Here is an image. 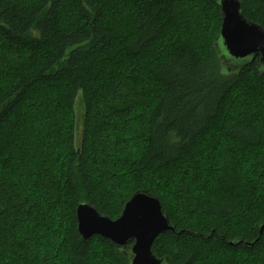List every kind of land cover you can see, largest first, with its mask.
I'll use <instances>...</instances> for the list:
<instances>
[{
    "label": "trees",
    "instance_id": "16d2710c",
    "mask_svg": "<svg viewBox=\"0 0 264 264\" xmlns=\"http://www.w3.org/2000/svg\"><path fill=\"white\" fill-rule=\"evenodd\" d=\"M240 2L264 27V0ZM221 23L216 0H0V264H95L101 246L106 264H129L109 239L81 237L76 209L117 218L140 189L176 229L157 257L264 264V74L222 72ZM120 163L151 184L124 190Z\"/></svg>",
    "mask_w": 264,
    "mask_h": 264
},
{
    "label": "water",
    "instance_id": "95a60500",
    "mask_svg": "<svg viewBox=\"0 0 264 264\" xmlns=\"http://www.w3.org/2000/svg\"><path fill=\"white\" fill-rule=\"evenodd\" d=\"M216 2L222 23L214 46L222 72L238 73L245 66L257 62L258 70L264 74V27L244 15L240 0ZM76 216L77 230L84 240L95 235L109 239L129 258V264L170 263L169 257H157L152 246L159 235L176 229L164 211L160 198L149 190H137L126 201L117 218L102 214L88 201L78 204ZM263 228L264 225L261 232Z\"/></svg>",
    "mask_w": 264,
    "mask_h": 264
},
{
    "label": "rangeland",
    "instance_id": "374dc122",
    "mask_svg": "<svg viewBox=\"0 0 264 264\" xmlns=\"http://www.w3.org/2000/svg\"><path fill=\"white\" fill-rule=\"evenodd\" d=\"M207 15H208L207 18H210L209 10H207ZM210 23H212V22H209L208 24H210ZM248 91H249V95H253V90L251 92V89H248ZM258 103H260V102H258ZM60 115H61V112L49 113V116L51 119L54 116L58 117ZM26 116H27V114H26ZM28 119H29V117L27 116V120ZM27 134L28 133H25L22 136V138L18 142H16L15 146L12 148L13 152L16 151V153L19 155V160L22 157V151L25 150L27 147L26 146V144L28 143ZM83 135H84V106H83V102H82L81 98L79 97L78 100L76 101V126H75V130H74V140H73L75 148L81 147ZM28 136L32 137V135H28ZM128 137H129V140L132 141L131 147H132V154L133 155H132L131 159H135L137 156V153L140 152L142 149L141 148L142 138L140 137V133H138L137 130H133V128L130 131H128ZM20 164H21V161H20V163L14 165V168H18L20 166ZM24 168L25 167H23L21 169V172L23 171ZM19 169H20V167H19ZM119 169L123 172L124 181L126 182L124 190L131 189L133 187L134 183H136V185H147L149 182H151L152 175L150 174L148 176L147 173L146 174L144 173V175L139 177V178H133L132 175L135 176V174L132 173V168L126 167V165L124 163L119 164ZM5 174H8V171H6ZM144 183H146V184H144ZM149 184H151V183H149ZM126 194L127 193H125V195ZM63 223L64 222H60V224H63ZM61 235L63 237H66V233L64 235V234H62V231H61ZM45 236L46 235H41L40 237L43 238ZM53 242H55L53 239H47L48 245L50 246L52 244V247L54 249L58 248V246L61 245V243H62L61 242V243H55L54 244ZM92 256H93V258L97 264H106L107 263L106 261H108V257H109V250L103 249L101 246V249L92 252Z\"/></svg>",
    "mask_w": 264,
    "mask_h": 264
}]
</instances>
